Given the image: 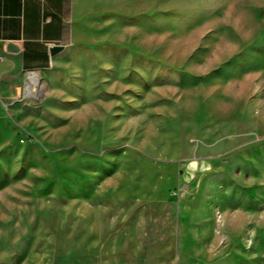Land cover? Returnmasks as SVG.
Masks as SVG:
<instances>
[{
    "label": "rangeland",
    "instance_id": "1",
    "mask_svg": "<svg viewBox=\"0 0 264 264\" xmlns=\"http://www.w3.org/2000/svg\"><path fill=\"white\" fill-rule=\"evenodd\" d=\"M66 20L53 68L0 73V264H264V0Z\"/></svg>",
    "mask_w": 264,
    "mask_h": 264
},
{
    "label": "crops",
    "instance_id": "2",
    "mask_svg": "<svg viewBox=\"0 0 264 264\" xmlns=\"http://www.w3.org/2000/svg\"><path fill=\"white\" fill-rule=\"evenodd\" d=\"M76 1L0 0V73H44L53 68L64 56L66 17ZM9 44L16 50L8 49ZM53 45L63 48L51 54Z\"/></svg>",
    "mask_w": 264,
    "mask_h": 264
},
{
    "label": "water",
    "instance_id": "3",
    "mask_svg": "<svg viewBox=\"0 0 264 264\" xmlns=\"http://www.w3.org/2000/svg\"><path fill=\"white\" fill-rule=\"evenodd\" d=\"M7 48L8 49H11V50H16V48L14 47V45H12V44H9L8 46H7ZM62 46H58V45H53V46H51L50 47V53L51 54H54V53H56V52H58V51H60V50H62Z\"/></svg>",
    "mask_w": 264,
    "mask_h": 264
},
{
    "label": "bare ground",
    "instance_id": "4",
    "mask_svg": "<svg viewBox=\"0 0 264 264\" xmlns=\"http://www.w3.org/2000/svg\"><path fill=\"white\" fill-rule=\"evenodd\" d=\"M36 80H37V78H36ZM35 82V81H34ZM26 89L28 90V86H26Z\"/></svg>",
    "mask_w": 264,
    "mask_h": 264
}]
</instances>
